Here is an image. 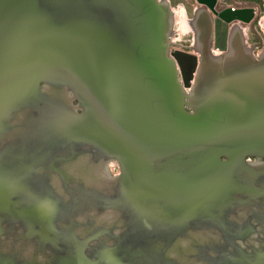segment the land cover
Returning a JSON list of instances; mask_svg holds the SVG:
<instances>
[{
    "label": "water",
    "instance_id": "95a60500",
    "mask_svg": "<svg viewBox=\"0 0 264 264\" xmlns=\"http://www.w3.org/2000/svg\"><path fill=\"white\" fill-rule=\"evenodd\" d=\"M170 28L159 0H0V264H264L235 232L264 215V58L190 112Z\"/></svg>",
    "mask_w": 264,
    "mask_h": 264
},
{
    "label": "flooded vegetation",
    "instance_id": "af4514ba",
    "mask_svg": "<svg viewBox=\"0 0 264 264\" xmlns=\"http://www.w3.org/2000/svg\"><path fill=\"white\" fill-rule=\"evenodd\" d=\"M183 5L187 20L196 23L195 41L182 45L175 63L181 82L186 79L190 82L191 87L186 90L192 91L191 95L201 71L206 73L215 66L222 70L229 60L242 64L264 58V0H183ZM252 158H247V164L262 171L264 159L255 165ZM235 232L264 233V215L259 218L255 214L245 216ZM61 233L66 236L61 241L68 245L75 240L73 237L79 236L77 232ZM79 237H86L87 243V232H81ZM260 239L263 241L264 235Z\"/></svg>",
    "mask_w": 264,
    "mask_h": 264
},
{
    "label": "rangeland",
    "instance_id": "374dc122",
    "mask_svg": "<svg viewBox=\"0 0 264 264\" xmlns=\"http://www.w3.org/2000/svg\"><path fill=\"white\" fill-rule=\"evenodd\" d=\"M165 1L171 5V11L173 12V21L171 24V28L167 33L168 55L170 58L176 61L174 54L176 52H180V50L183 49L182 45L192 44V43L194 44L196 23L192 20H187V17L185 16L183 0H165ZM186 40H188L187 43H185ZM183 83L184 82L182 81V84ZM186 92L189 94L192 93V91H188V90H186ZM253 158L251 159V162L253 164L258 165L262 163V161L259 158L257 159L256 158L253 159ZM109 166H110L109 167L110 169H108L109 176L114 178L120 174V168L117 162H110ZM255 237H257V235L255 234L252 235L253 240H255ZM29 252H31L30 249Z\"/></svg>",
    "mask_w": 264,
    "mask_h": 264
},
{
    "label": "bare ground",
    "instance_id": "6f19581e",
    "mask_svg": "<svg viewBox=\"0 0 264 264\" xmlns=\"http://www.w3.org/2000/svg\"><path fill=\"white\" fill-rule=\"evenodd\" d=\"M159 2L162 4V5H165V6H167V7H169V11H170V26H171V24H172V21H173V12L171 11V7H170V5H169V3H167L165 0H159ZM198 18V17H197ZM215 55V54H214ZM234 61L233 60H229V63H228V65H231V63H233ZM247 62H249V60L247 61ZM217 66H215L213 69H215ZM202 69H204V68H202ZM207 72L205 73H203L202 74V71H201V74H200V76L199 77H197L196 78V80H195V85L196 86H194L195 87V92H194V94H189V93H187L186 92V88L184 87V92H185V94H186V98H187V106H186V109L188 110V111H190V112H192L193 111V109L196 107V103H197V96H198V90H199V87H200V85H201V81L203 80V78L205 77V76H207V74H209L210 73V71H208V70H206ZM181 81V80H180ZM197 83V84H196ZM188 88H190V87H188ZM113 162H116V161H113ZM110 165V163L108 164V166H106L104 169H102L103 170V172H102V177L103 178H105V179H109L110 180V177L111 176H109V173H108V169H110L109 166ZM112 178V177H111ZM107 182H105V184H106ZM104 184V183H103Z\"/></svg>",
    "mask_w": 264,
    "mask_h": 264
}]
</instances>
